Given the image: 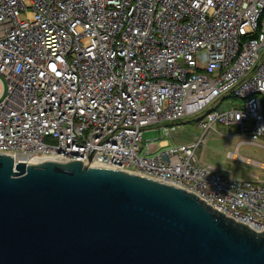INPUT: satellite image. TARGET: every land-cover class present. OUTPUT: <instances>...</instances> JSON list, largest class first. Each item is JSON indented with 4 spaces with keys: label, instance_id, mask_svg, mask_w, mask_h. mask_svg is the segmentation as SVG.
Masks as SVG:
<instances>
[{
    "label": "built area",
    "instance_id": "built-area-1",
    "mask_svg": "<svg viewBox=\"0 0 264 264\" xmlns=\"http://www.w3.org/2000/svg\"><path fill=\"white\" fill-rule=\"evenodd\" d=\"M198 114L200 137L142 149ZM217 123L261 145L264 0H0V153L137 173L264 230V181L197 154Z\"/></svg>",
    "mask_w": 264,
    "mask_h": 264
},
{
    "label": "water",
    "instance_id": "water-1",
    "mask_svg": "<svg viewBox=\"0 0 264 264\" xmlns=\"http://www.w3.org/2000/svg\"><path fill=\"white\" fill-rule=\"evenodd\" d=\"M0 264H264V230L137 173L0 153Z\"/></svg>",
    "mask_w": 264,
    "mask_h": 264
},
{
    "label": "rangeland",
    "instance_id": "rangeland-1",
    "mask_svg": "<svg viewBox=\"0 0 264 264\" xmlns=\"http://www.w3.org/2000/svg\"><path fill=\"white\" fill-rule=\"evenodd\" d=\"M2 79L4 81L3 76ZM242 102L241 99L228 97L219 102L216 108L228 103L238 107ZM198 117L199 114L189 115L168 125L170 128H174L170 130L169 135H166L159 125L143 129L142 149L149 142L159 144L161 141L167 140L168 145H178L200 137L202 131L198 126ZM250 139L246 134H242L237 126H225L217 123L207 133L205 144L198 149L197 154L203 162L213 166L229 179L264 181V166L257 163L259 161L264 164V136L257 140L261 145L251 143ZM241 141L244 142L238 146ZM236 147H238L240 155L237 158H232L230 151H234ZM244 157L249 160H245Z\"/></svg>",
    "mask_w": 264,
    "mask_h": 264
},
{
    "label": "bare ground",
    "instance_id": "bare-ground-1",
    "mask_svg": "<svg viewBox=\"0 0 264 264\" xmlns=\"http://www.w3.org/2000/svg\"><path fill=\"white\" fill-rule=\"evenodd\" d=\"M231 157H232V158H237V157H238V154H237V153H232V154H231ZM34 160L38 161L37 159H34ZM246 160H249V159H246ZM250 160H251V159H250ZM255 162H256V161H255ZM257 163H259V165H261V166H264V164H263L262 162L257 161Z\"/></svg>",
    "mask_w": 264,
    "mask_h": 264
},
{
    "label": "crops",
    "instance_id": "crops-1",
    "mask_svg": "<svg viewBox=\"0 0 264 264\" xmlns=\"http://www.w3.org/2000/svg\"><path fill=\"white\" fill-rule=\"evenodd\" d=\"M224 175V174H223ZM225 176V175H224Z\"/></svg>",
    "mask_w": 264,
    "mask_h": 264
}]
</instances>
